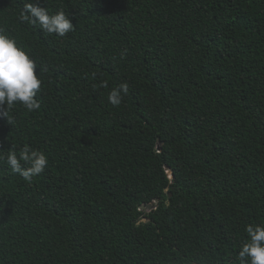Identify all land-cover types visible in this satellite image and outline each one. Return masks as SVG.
Returning a JSON list of instances; mask_svg holds the SVG:
<instances>
[{"label":"trees","instance_id":"trees-1","mask_svg":"<svg viewBox=\"0 0 264 264\" xmlns=\"http://www.w3.org/2000/svg\"><path fill=\"white\" fill-rule=\"evenodd\" d=\"M25 2L0 0V29L41 107L0 115V154L48 165L28 182L0 160V264H239L264 224V0H37L63 37Z\"/></svg>","mask_w":264,"mask_h":264},{"label":"clouds","instance_id":"clouds-1","mask_svg":"<svg viewBox=\"0 0 264 264\" xmlns=\"http://www.w3.org/2000/svg\"><path fill=\"white\" fill-rule=\"evenodd\" d=\"M21 22L38 25L40 30L63 37L72 31L74 25L68 13L57 10L50 13L37 0H26L19 16ZM37 64L30 55L17 44L15 38L6 35L0 29V115L7 118L9 124L13 118L6 116L19 103L28 112L40 109V102L35 98L42 86L37 75ZM95 74L93 73V78ZM102 86L107 87L106 84ZM128 84L121 83L108 93V101L114 107L121 103V93L127 94ZM0 160L15 173L31 182L32 177L44 172L48 158L44 152L24 144L17 149L10 146L6 154H0ZM247 238L239 246L236 259L239 264H264V224H249L245 227ZM188 264H198L189 261Z\"/></svg>","mask_w":264,"mask_h":264},{"label":"water","instance_id":"water-1","mask_svg":"<svg viewBox=\"0 0 264 264\" xmlns=\"http://www.w3.org/2000/svg\"><path fill=\"white\" fill-rule=\"evenodd\" d=\"M165 169H166L168 175L170 176V178H172L173 175H172V171L170 170V168H169L168 166H165ZM169 196H171L170 193H169ZM157 201H158V199H154V200H153V202H157ZM140 208H146V209H148V210H151V209L153 208V204H152V203H149V204H147V205H141Z\"/></svg>","mask_w":264,"mask_h":264}]
</instances>
